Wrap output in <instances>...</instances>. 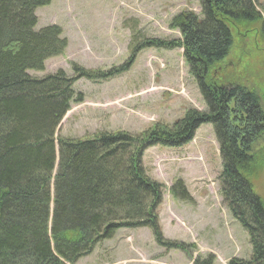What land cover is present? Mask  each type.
I'll list each match as a JSON object with an SVG mask.
<instances>
[{"label": "trees", "instance_id": "16d2710c", "mask_svg": "<svg viewBox=\"0 0 264 264\" xmlns=\"http://www.w3.org/2000/svg\"><path fill=\"white\" fill-rule=\"evenodd\" d=\"M49 2L0 0V264H75L121 227H148L158 245L174 246L154 215L162 185L147 176L141 158L152 145L187 144L202 123L212 124L218 143L222 201L249 235L250 258L232 257L228 264H264V203L249 180L262 158L252 150L264 133L259 95L210 75L230 52V25L240 32L260 23L255 1L199 0L201 18L187 12L172 20L181 35L176 43L140 44L183 48L207 112L189 108L171 127L155 125L139 135L102 131L85 140L56 135L70 104L82 100L80 93L74 98L73 82L113 72L74 66L73 77L61 69L40 78L28 74L66 48L58 26L34 28L35 9ZM170 188L179 199L189 198L181 181ZM213 260L200 256L193 264Z\"/></svg>", "mask_w": 264, "mask_h": 264}, {"label": "rangeland", "instance_id": "374dc122", "mask_svg": "<svg viewBox=\"0 0 264 264\" xmlns=\"http://www.w3.org/2000/svg\"><path fill=\"white\" fill-rule=\"evenodd\" d=\"M254 1L260 23L240 32L230 25V52L210 75L218 83L256 92L264 113V0ZM187 12L201 18L199 0H50L37 7L35 30L58 26L66 48L46 59L42 70H28L29 75L40 78L61 69L73 77L74 66L113 72L106 79L73 82L74 98L80 93L82 100L70 104L56 135L75 140L102 131L139 135L155 125L171 127L189 108L207 112L182 47L140 48L145 39L176 43L181 35L171 22ZM252 150L262 158L249 180L264 203V133ZM141 159L147 176L162 185L154 215L162 237L175 247L158 245L148 227H121L75 264H193L207 255L213 264H228L232 257L250 258L249 235L222 201V166L211 123L200 124L187 144L147 147ZM177 180L185 185L187 200L172 194Z\"/></svg>", "mask_w": 264, "mask_h": 264}]
</instances>
